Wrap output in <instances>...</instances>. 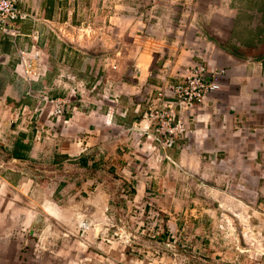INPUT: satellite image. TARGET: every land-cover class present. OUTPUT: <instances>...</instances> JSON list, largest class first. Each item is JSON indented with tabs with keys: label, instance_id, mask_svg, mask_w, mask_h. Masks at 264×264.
Listing matches in <instances>:
<instances>
[{
	"label": "crops",
	"instance_id": "crops-1",
	"mask_svg": "<svg viewBox=\"0 0 264 264\" xmlns=\"http://www.w3.org/2000/svg\"><path fill=\"white\" fill-rule=\"evenodd\" d=\"M17 8L26 18L12 34L0 33V223L35 214L28 201L36 206L41 183L66 169L62 181H77L74 198L98 176L86 191L96 205L87 214L105 215L113 198L155 220L135 228L129 255L110 258L99 250L107 247L102 240L51 241L91 248L84 264H239L234 244L223 253L205 232L215 227L220 202L238 200L244 223L256 220L264 236V0H20ZM33 34L39 40L30 49ZM23 49L36 80L14 74ZM195 65L217 88L202 105L175 110L186 133L162 149L141 114L159 86L181 81ZM65 76L79 86L78 107L54 121L42 99L63 97L71 85ZM14 115L21 116L11 123ZM110 181L123 186L107 195ZM89 219L81 217L78 231ZM0 256V264L77 258Z\"/></svg>",
	"mask_w": 264,
	"mask_h": 264
},
{
	"label": "rangeland",
	"instance_id": "rangeland-1",
	"mask_svg": "<svg viewBox=\"0 0 264 264\" xmlns=\"http://www.w3.org/2000/svg\"><path fill=\"white\" fill-rule=\"evenodd\" d=\"M48 172V170L41 172L44 180L48 177V175L45 174ZM67 172L70 171H66V169L56 171L57 175H51L53 178L52 181L46 180L47 182L41 183V185H43L42 200L36 202V206L33 200L28 201L30 202L28 206H31L32 210L36 208L35 214L27 212L26 216H19L17 214L11 215L9 221H5V224L0 223V255H5L6 252H12L13 254L22 252L28 256H45L58 253V255H66L67 257V255L73 254L77 256L76 264H84V255H87L88 250L91 248L83 247L82 245H76L75 248H72L71 245L66 247V242L52 245L51 241L62 242L73 240L80 242L85 239L93 241L102 240L107 247H101L99 250L104 251V254L111 258V256H115L116 251L119 250H121L123 254H130L131 247H129V244L130 241L134 239L132 233L136 232L135 228L137 226H142V224L146 226L149 222L152 223L151 226H154L153 223L155 220L152 219L154 215H149L148 213L141 215L139 212V216H136L129 211L128 208L130 207L128 204H125L121 199L108 198L105 215L87 214V208L91 204L88 203L90 200L88 199L86 191H92L94 189L96 183L99 181V179H97L98 176L93 178V180L96 181L93 185L89 186L90 188L87 187L85 191L82 189V191L79 192V195L81 194L82 196L80 195L74 198L71 189L77 181H73L74 183L70 182L69 184L62 181L63 178L65 179L67 174H69ZM101 176L103 177L102 174ZM59 184H64L61 186L62 189L59 187ZM112 184H114V186H112ZM122 186L114 181H110L108 184H104L103 187L107 191V195H110V193L112 194L114 191L121 189ZM58 191L60 192L58 193ZM219 198H221V196ZM94 201L95 200L91 199V202ZM230 201L234 202L233 204L235 205L226 204L225 201L219 203V210L215 215L217 223L214 221L215 227H210L209 231L205 233L213 239V244L215 246H221L220 248H222L221 250L223 253L233 250L231 247L234 244L236 250L234 249L233 251H235L237 255H241L239 264H243L242 257L247 260L248 256L251 258L247 260V264H264V242L262 243L264 236L262 231L258 230V227H254L256 225V220L254 221L252 218L253 227L250 226V228L247 223H244L245 217L240 210L241 204H239L238 200V203L235 200ZM91 206L94 207L96 205L92 203ZM83 216H88L90 219L86 223L88 229L81 232V230L78 231L77 229L79 226L77 222L81 220ZM187 236L188 235H186V238L188 239ZM178 238H180L179 240L181 242V237L178 236ZM222 240L225 242H221ZM14 241L16 242L13 243ZM57 244H60V246H57ZM173 249L174 248H172V250ZM182 250L183 247H176L173 251L176 252V255H181V253H183ZM190 255L189 253L188 259ZM42 264L52 263L45 260ZM53 264L68 263L60 262Z\"/></svg>",
	"mask_w": 264,
	"mask_h": 264
},
{
	"label": "built area",
	"instance_id": "built-area-1",
	"mask_svg": "<svg viewBox=\"0 0 264 264\" xmlns=\"http://www.w3.org/2000/svg\"><path fill=\"white\" fill-rule=\"evenodd\" d=\"M20 0H0V33L12 34L16 31L15 24L26 18V14L17 8ZM33 34V44L30 49L37 48L39 37ZM29 52L19 50L17 60L14 64V74L25 81H33L38 78V74L27 61L26 55ZM36 56V55H34ZM203 68L195 65L187 71V75L179 82L166 86H159L156 90V103H148L141 114V119L149 121L155 128L157 135L156 142L160 148H168L174 141L186 133V127L176 116L175 110L186 109L197 105H202L207 94L217 88L216 83H206L203 79ZM65 80L71 85L61 98L42 99L43 103L51 108V115L54 121H66L72 115L77 106L79 86L74 84L70 76H65ZM74 84V85H73ZM21 116V115H20ZM14 115L11 123H16L20 118ZM35 117L29 115L28 124H32ZM87 220L80 224L81 232L87 229Z\"/></svg>",
	"mask_w": 264,
	"mask_h": 264
},
{
	"label": "trees",
	"instance_id": "trees-1",
	"mask_svg": "<svg viewBox=\"0 0 264 264\" xmlns=\"http://www.w3.org/2000/svg\"><path fill=\"white\" fill-rule=\"evenodd\" d=\"M16 145L19 146V143L16 144ZM12 156H13L14 158H20V157H21V155H19L17 152H14V151H13Z\"/></svg>",
	"mask_w": 264,
	"mask_h": 264
}]
</instances>
